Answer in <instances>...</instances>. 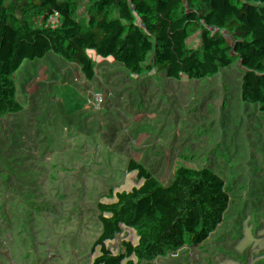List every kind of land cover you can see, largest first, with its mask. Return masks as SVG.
Masks as SVG:
<instances>
[{"label": "trees", "instance_id": "trees-1", "mask_svg": "<svg viewBox=\"0 0 264 264\" xmlns=\"http://www.w3.org/2000/svg\"><path fill=\"white\" fill-rule=\"evenodd\" d=\"M113 1L0 0V189L13 182L49 210V179L95 205L165 209L200 191L203 229L224 241L235 234L234 253L264 264V204L251 210L264 201V130L250 134L248 112L264 102V0H146L159 12L137 15ZM168 17L192 46L169 52ZM189 78L227 91L228 102L188 87ZM14 79L46 85L37 118L52 127L46 145L2 112ZM123 105L143 107V119ZM152 158L158 178L148 174Z\"/></svg>", "mask_w": 264, "mask_h": 264}, {"label": "rangeland", "instance_id": "rangeland-1", "mask_svg": "<svg viewBox=\"0 0 264 264\" xmlns=\"http://www.w3.org/2000/svg\"><path fill=\"white\" fill-rule=\"evenodd\" d=\"M57 17L53 13L47 21ZM161 35L176 44L170 53L193 45L179 35L170 17ZM186 52L187 61L196 59ZM67 56L71 54L53 55V59L61 61ZM186 85L214 97L217 104L229 100L227 91H206L191 78ZM46 92L43 81L14 79L3 95V114L34 128L41 145H46L52 133L51 126L37 123L40 114L47 112ZM248 112L253 120L250 134L260 138L264 102ZM17 151L13 148L9 153L16 155ZM148 174L160 176L159 159H151ZM47 182L54 193L52 210L38 193L13 182L0 189V264H259L248 254L234 253L235 234L224 241L220 234L203 229L205 198L200 191L165 209L133 208L124 199L95 205L73 187H62L54 179ZM263 204L252 205L251 210Z\"/></svg>", "mask_w": 264, "mask_h": 264}, {"label": "built area", "instance_id": "built-area-1", "mask_svg": "<svg viewBox=\"0 0 264 264\" xmlns=\"http://www.w3.org/2000/svg\"><path fill=\"white\" fill-rule=\"evenodd\" d=\"M112 6L114 7H118L122 10L127 11L129 14L131 15H137V14H141V13H151V12H159V9L154 6L152 3H150L149 1L146 0H114L112 2ZM164 13V12H163ZM166 16H168L166 13H164ZM25 20H32L30 16H26L24 17ZM35 22H39V20L35 21ZM169 22V17L167 18V23ZM41 23L43 24H48L49 22L47 20L41 21ZM36 58H39L41 60H46V54H42L40 57H35L32 56L33 60H36ZM51 65H52V61H50ZM97 99L99 100L100 104L103 103V99L98 96ZM118 110L120 111H124L127 113H130L134 119L136 120H142L143 116H142V110L143 107L141 106H128V105H123V106H119L117 107ZM18 146V145H17ZM12 147L13 148H16ZM247 212V208H244L241 212V216H244ZM57 229L59 232H62V226L61 225H57Z\"/></svg>", "mask_w": 264, "mask_h": 264}]
</instances>
